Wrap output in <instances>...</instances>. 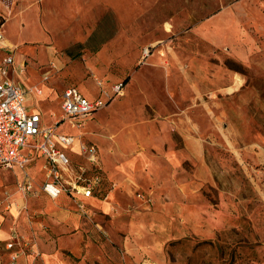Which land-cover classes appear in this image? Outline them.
Here are the masks:
<instances>
[{
    "label": "rangeland",
    "instance_id": "374dc122",
    "mask_svg": "<svg viewBox=\"0 0 264 264\" xmlns=\"http://www.w3.org/2000/svg\"><path fill=\"white\" fill-rule=\"evenodd\" d=\"M2 16L31 105L99 181L53 198L40 153L32 176L0 167V264H264V0H17ZM67 88L104 106L71 127Z\"/></svg>",
    "mask_w": 264,
    "mask_h": 264
},
{
    "label": "built area",
    "instance_id": "2783aa9c",
    "mask_svg": "<svg viewBox=\"0 0 264 264\" xmlns=\"http://www.w3.org/2000/svg\"><path fill=\"white\" fill-rule=\"evenodd\" d=\"M5 19L0 15V50H7L0 61V167L24 170L32 162V154L40 153L47 163L48 179L42 189L51 197H58L62 192L66 194H81L83 197H92L94 186L99 178L94 177L88 182L82 172L75 174L71 162L61 147H71L75 139L73 136L56 132L55 127H45L40 113H32L27 106V97L30 89L22 81L15 80L19 74L24 75V68H14V51L7 46L4 37ZM146 50L145 54L148 55ZM21 79V78H20ZM122 85L117 86L119 91ZM38 93L40 91L37 90ZM104 106L101 100L85 97L77 88H67L61 98V121H68L71 127L82 123L87 116ZM61 121L56 122L57 126ZM90 162H96L95 148L82 146ZM27 150L28 154L23 151ZM46 167V168H47ZM79 173V172H76ZM66 174V175H65ZM73 174L70 181L64 176ZM27 176V175H26ZM32 183L26 181L24 191H30ZM25 247L19 237H11L6 244L9 251ZM25 249H27L25 247ZM10 264H18L16 255L11 256Z\"/></svg>",
    "mask_w": 264,
    "mask_h": 264
},
{
    "label": "crops",
    "instance_id": "0c3cea01",
    "mask_svg": "<svg viewBox=\"0 0 264 264\" xmlns=\"http://www.w3.org/2000/svg\"><path fill=\"white\" fill-rule=\"evenodd\" d=\"M17 2V0H0V15L2 16V13H7L8 12V10H9V8H10V5H12L13 3H16ZM4 26H5V24H4ZM5 29V28H4ZM15 59V58H14ZM15 80H17V81H22L23 82V84H24V86L26 87V88H28L29 89V87L26 85V83H25V81L21 78H18L17 76H15ZM81 92V91H80ZM85 97H87V98H89L87 95H85V93H83V92H81ZM37 98H39V97H37ZM61 98H62V96H61ZM31 99H33V96L32 95H28V97H27V106H28V108H29V110L32 112V113H40L39 112V110L38 109H35L31 104ZM90 99V98H89ZM90 100H93V99H90ZM41 114V113H40ZM42 123H43V121H42ZM43 126H45V127H47L44 123H43ZM59 133V132H58ZM60 134H63V133H60ZM65 135H67V134H65ZM75 148V144L73 145V147L71 146V147H61V149H62V151L63 152H65L66 154H67V151L69 150V149H74ZM78 148V147H77ZM23 153L24 154H28V152H27V150H24L23 151ZM29 165V164H28ZM37 166V165H36ZM35 165H34V167L33 168H28V166H27V168H28V172H30L29 174H30V176H32V174H31V171L36 167ZM2 169H6V168H2ZM7 170H12V169H7ZM13 170L14 171H16V172H19L21 175H22V173H23V170H21L20 168H18V167H15V168H13ZM23 176V175H22ZM45 183V182H44ZM66 194V193H65ZM62 195V194H61ZM60 195V196H61ZM67 195H71V194H67ZM72 197H74V198H77V199H79V200H86V199H89V198H86V197H83L81 194H72L71 195ZM6 233L5 232H3V231H1L0 232V239H2V238H5L6 237ZM10 240V236L5 240V241H9Z\"/></svg>",
    "mask_w": 264,
    "mask_h": 264
},
{
    "label": "bare ground",
    "instance_id": "6f19581e",
    "mask_svg": "<svg viewBox=\"0 0 264 264\" xmlns=\"http://www.w3.org/2000/svg\"><path fill=\"white\" fill-rule=\"evenodd\" d=\"M39 94H41V92Z\"/></svg>",
    "mask_w": 264,
    "mask_h": 264
}]
</instances>
